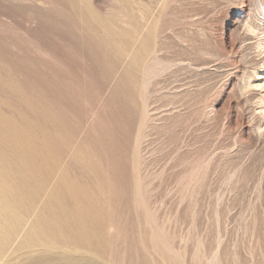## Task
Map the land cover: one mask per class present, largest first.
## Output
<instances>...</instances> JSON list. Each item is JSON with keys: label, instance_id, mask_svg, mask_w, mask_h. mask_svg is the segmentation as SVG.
<instances>
[{"label": "rangeland", "instance_id": "obj_1", "mask_svg": "<svg viewBox=\"0 0 264 264\" xmlns=\"http://www.w3.org/2000/svg\"><path fill=\"white\" fill-rule=\"evenodd\" d=\"M14 95L63 128L35 130L60 152L30 213L0 154V264L51 254L24 239L64 171L101 218L88 263L264 264V0H0V115L32 123Z\"/></svg>", "mask_w": 264, "mask_h": 264}, {"label": "bare ground", "instance_id": "obj_2", "mask_svg": "<svg viewBox=\"0 0 264 264\" xmlns=\"http://www.w3.org/2000/svg\"><path fill=\"white\" fill-rule=\"evenodd\" d=\"M14 97L18 101V103L20 104L26 103L31 109H33L32 123H30L31 121H25V119H23L24 117L23 116L21 120L23 125L21 123L17 124L12 120L9 121L7 118L0 115V123L6 121L5 124H7L8 121V124L6 126L7 129L6 127L3 126L1 127L0 124V136H1L0 141L3 137L5 139V142L11 143L10 145L11 149H8V145L6 143H3L5 146L2 145L3 147H0V154L1 153L3 154V155L1 154L2 155L1 158L4 159L5 156H7L6 158L9 159V162L11 163L14 162V164L13 163L9 164V162L6 160L9 166L15 165L14 170L17 169V171L15 170L16 174L14 170L12 172L16 175V177L14 176L16 178L14 181L15 184L13 183V186H11L10 188L9 186H7L9 189L7 190V192L5 190V193L2 192L1 190L0 191L4 193L3 195L6 201L3 204H6V207L8 206L11 207L13 205L12 209H15L16 212L15 211L14 212L18 216V214L20 215L22 214L20 212H23L25 214V212L31 210L32 201H35L36 198L38 197V191H37L38 189L35 188L37 190H33L32 188L37 186V183L40 182L41 180L42 183L45 181V180L43 181L42 178L44 175H46L45 173L52 171L50 169L51 167H53L54 169L53 165L56 164V159L58 158L57 157L58 151L60 150L59 149L60 147L57 145V143L54 142L56 138L53 141H51L50 139H45L46 137H50V136H46L47 134L45 132L44 134H46L45 135L46 137L42 136L40 138L39 136L40 134L39 133L36 134L37 131L35 130L36 128H38L37 126H39L40 128L42 127L40 130L42 129L44 130V128L47 127L50 128L52 127L58 131L60 130V128H63L62 126L63 122H61L62 120L59 118V116H56V114L55 115L52 114L53 112L52 110H50L52 111L51 113L50 111L49 112L46 111L47 112L46 114L45 113L41 114L38 110H36L34 106H32L30 103H27L24 97H21L19 95L16 96L14 95ZM41 111L44 112L45 110H41ZM2 132H4L5 135H3L4 133ZM53 148H55V150ZM79 152L81 153V150L75 151L72 162H77V163L80 162L81 164L79 165L81 166L82 169L87 171H93L98 181L102 184L103 181H102L101 173L96 169V167L91 162L87 160H83ZM3 161H1V163ZM3 164L5 163L3 162ZM3 164L0 166L2 167L0 168V170H2L3 167L5 166ZM7 169L10 170V167ZM3 170L2 173L6 174L7 171L5 172V170L4 171ZM27 175H29V177ZM4 176H2V179L4 178L5 180ZM11 177L14 178L13 175ZM45 179L47 178L45 177ZM5 182L3 181L1 183H5ZM2 185L3 186L0 187L4 188L6 183ZM93 201L94 200L91 197L87 187H85L84 185L79 186L77 182L68 178L67 172L65 171L62 172L54 189L50 192L44 204L38 210L37 214L34 216L35 219L32 222V225L29 228L26 237L24 239V241L27 240L29 242L28 246L32 248L47 247V248H52L53 250L50 255L36 258L37 261L31 264H99L97 262L88 263L87 261L90 258L84 256H76L69 252V250H73L76 248H87L94 250L100 246V242L103 234L101 233L102 234L101 236L100 234L101 231L99 230L101 229L102 222H101V218L99 217V213L96 209V206L93 204ZM7 211H9L8 208L5 212L4 210L2 212H4V215L7 214L6 216H8V214L10 213H7ZM14 214L13 215L10 214V216L12 215V217H15ZM16 221L15 220L13 221L15 223L12 224V226L16 224L20 225L22 223V221L21 223H18L20 221L16 223ZM21 226H19V229H17V231L19 230L20 232ZM102 226L104 225L102 224ZM14 228H15V233L13 234L15 235L18 232L16 231L15 226ZM10 230H7L8 231L7 234H10L11 231L13 232V228L11 231ZM4 238L6 239V237ZM9 238H12L11 242L14 239V237L11 236ZM26 243L27 242H24V244ZM1 250H3L2 247Z\"/></svg>", "mask_w": 264, "mask_h": 264}]
</instances>
